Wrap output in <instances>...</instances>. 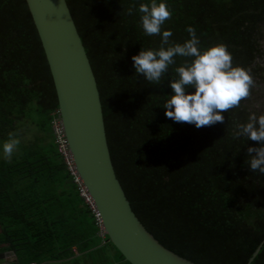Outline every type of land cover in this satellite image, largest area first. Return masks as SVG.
<instances>
[{"label":"trees","instance_id":"16d2710c","mask_svg":"<svg viewBox=\"0 0 264 264\" xmlns=\"http://www.w3.org/2000/svg\"><path fill=\"white\" fill-rule=\"evenodd\" d=\"M172 15L171 46L195 28L201 51L225 44L233 66L254 84L224 122L196 128L175 122L163 108L176 56L156 84L136 74L132 56L159 49L138 11L151 0H66L100 95L115 174L131 209L164 247L195 264H264V174L250 170L249 146L234 138L247 122L264 83V0H165ZM57 97L48 63L25 0H0V145L19 139L10 158L0 150V263L129 264L99 234L52 131ZM113 252V255L110 253ZM5 264H12L7 262Z\"/></svg>","mask_w":264,"mask_h":264},{"label":"water","instance_id":"95a60500","mask_svg":"<svg viewBox=\"0 0 264 264\" xmlns=\"http://www.w3.org/2000/svg\"><path fill=\"white\" fill-rule=\"evenodd\" d=\"M25 1L53 80L74 170L108 241L129 264H195L160 244L131 209L111 161L96 79L66 0Z\"/></svg>","mask_w":264,"mask_h":264},{"label":"clouds","instance_id":"9594fccd","mask_svg":"<svg viewBox=\"0 0 264 264\" xmlns=\"http://www.w3.org/2000/svg\"><path fill=\"white\" fill-rule=\"evenodd\" d=\"M138 11L142 14L140 22L146 35H160L159 49H141L132 56L136 74H143L149 82L160 84L168 66L174 63V57H192L190 63L175 69L176 79H170L168 86L171 94L163 105L165 116L175 122H188L196 128L224 122V113L250 95L254 81L250 72L241 66H233L232 54L225 44H216L201 51L200 40L195 28L188 26L189 39L182 44H169L172 36L170 29L161 26L172 15L165 0H151L141 3ZM234 138L241 136L257 141L258 146H249L246 162L250 170L264 174V114L250 113L245 123L235 126ZM19 139L10 138L0 145L4 157L10 158Z\"/></svg>","mask_w":264,"mask_h":264},{"label":"built area","instance_id":"2783aa9c","mask_svg":"<svg viewBox=\"0 0 264 264\" xmlns=\"http://www.w3.org/2000/svg\"><path fill=\"white\" fill-rule=\"evenodd\" d=\"M51 124H52V131H53V134L55 136L56 143L58 145V150H59L60 154L63 156L64 161L67 164L71 175H73L74 182L77 183V185H78L80 197L88 205L89 209L91 210L92 214L94 215V217L96 219L97 225L99 226V234L101 236H103L104 232H103V229L101 226V221H100V218H99L97 212L95 211L93 202H92L90 196L88 195L86 189L82 185L81 181L79 180V178H78V176L74 170V165L72 162L71 155H70L68 148H67V144H66V140L64 137L62 124H61V120H60L58 111H57V116H55V115L53 116Z\"/></svg>","mask_w":264,"mask_h":264},{"label":"rangeland","instance_id":"374dc122","mask_svg":"<svg viewBox=\"0 0 264 264\" xmlns=\"http://www.w3.org/2000/svg\"><path fill=\"white\" fill-rule=\"evenodd\" d=\"M262 43L264 47V40L262 41ZM258 88L259 90L257 91L256 96L253 97L254 99L251 104L252 109H264V83L259 85L257 89ZM110 254L113 255V252H111Z\"/></svg>","mask_w":264,"mask_h":264},{"label":"crops","instance_id":"0c3cea01","mask_svg":"<svg viewBox=\"0 0 264 264\" xmlns=\"http://www.w3.org/2000/svg\"><path fill=\"white\" fill-rule=\"evenodd\" d=\"M9 253L10 252H8V253H5L4 255H3V261L0 263V264H5V263H7V262H12V264L13 263H16L15 261H16V259H15V256H13V257H11L10 255H9ZM14 255V254H13ZM47 264H49V263H47Z\"/></svg>","mask_w":264,"mask_h":264},{"label":"flooded vegetation","instance_id":"af4514ba","mask_svg":"<svg viewBox=\"0 0 264 264\" xmlns=\"http://www.w3.org/2000/svg\"><path fill=\"white\" fill-rule=\"evenodd\" d=\"M259 61H260V64H264V56H263L262 59L259 60Z\"/></svg>","mask_w":264,"mask_h":264}]
</instances>
